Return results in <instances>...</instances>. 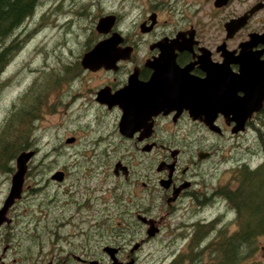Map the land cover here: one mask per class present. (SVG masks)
Instances as JSON below:
<instances>
[{
    "label": "flooded vegetation",
    "instance_id": "flooded-vegetation-1",
    "mask_svg": "<svg viewBox=\"0 0 264 264\" xmlns=\"http://www.w3.org/2000/svg\"><path fill=\"white\" fill-rule=\"evenodd\" d=\"M105 13L115 15L114 25L102 31L95 25L82 54L57 76L54 103L66 112L95 110L114 122L118 156L105 148L102 157L95 149L97 169L105 178L112 174L114 190L128 189V204L122 203L116 216L130 209V223L118 221V234L102 244V238L91 243L89 237L77 244L87 235L82 229L59 232L73 224L74 212L57 221V231L47 232L38 257L28 261L27 253L7 242L0 264H138L137 253L162 232L166 219L190 225L178 248L183 255L175 253L183 264H204L205 257L207 264H222V256L229 264L238 251L247 256L237 264H253L247 261L252 255L248 214L239 213L229 198L236 184L228 194L206 175L212 161L229 149L222 141L248 133L259 119L264 123L263 98L244 129L233 132L237 103L248 109V71L264 73V0H120L119 11ZM114 34L122 51L114 68H84L83 54ZM125 116L124 124L132 128L122 132ZM108 160L114 161L112 169ZM141 216L157 229L154 236H141L149 225ZM236 233L246 238L244 250L230 240ZM100 244L101 255H92Z\"/></svg>",
    "mask_w": 264,
    "mask_h": 264
},
{
    "label": "rangeland",
    "instance_id": "rangeland-1",
    "mask_svg": "<svg viewBox=\"0 0 264 264\" xmlns=\"http://www.w3.org/2000/svg\"><path fill=\"white\" fill-rule=\"evenodd\" d=\"M119 7L120 0H39L32 16L11 39V44L18 49L2 75L7 85L0 93V126L9 115L11 105L29 86L38 90L32 93L39 97V102L32 130L33 146L29 149H34L35 153L28 162L21 198L8 211L7 216L12 222L4 223L3 228L0 226V250L9 242L18 252L27 253L28 261H31L43 252L41 241L47 237V232L55 231L57 221L67 219L74 212L77 214L73 216V224L59 228V232L67 234L82 229L87 235L75 240L77 244L86 237L91 243L102 238L99 242L102 244L118 234V221L125 222L126 226L130 223V209L121 211L120 219L116 214L122 203V206L128 204V189L124 188V194L121 189L114 190L112 174L105 178L97 169L100 157L95 154V149L101 151L102 157L105 148L118 156L114 122L95 110L66 112L54 103L59 73L64 71L66 63L71 64L82 54L100 17L107 15L105 12L119 11ZM33 97L35 95L31 101H34ZM260 120L258 124L248 126V133L222 141L229 149L212 161L206 175L207 182L214 188H233L239 167L243 164L256 167L263 163L264 154L260 150L263 135L260 132L264 131V126ZM71 136L76 141L67 143ZM100 138L106 139L101 142ZM112 162L108 160L106 164L111 166ZM12 167V172H0V207L9 191L15 160ZM56 170L66 174L61 182L51 178ZM186 222L188 220L166 219L162 232L145 242L137 253L138 264H169L171 261L183 264L180 258L183 253L178 248L185 244L184 235L191 230ZM6 235L9 237H3ZM141 236L145 237L146 232L143 231ZM134 240H139V236ZM101 244L96 249L93 247L92 255H101ZM257 244L258 249L247 261L264 264V235L258 238ZM240 249H245L244 243ZM176 252L181 255L175 256ZM206 262L205 257L204 264Z\"/></svg>",
    "mask_w": 264,
    "mask_h": 264
},
{
    "label": "trees",
    "instance_id": "trees-1",
    "mask_svg": "<svg viewBox=\"0 0 264 264\" xmlns=\"http://www.w3.org/2000/svg\"><path fill=\"white\" fill-rule=\"evenodd\" d=\"M38 2L39 0H0V93L7 85V80L1 79L4 69L18 49L15 44H11V39L13 35H17L26 19L32 16ZM32 87L33 85L29 86L23 96L18 97V101L11 105L9 115L0 126V172H12L16 156L33 146L32 130L37 119L39 97L32 93L38 91ZM32 95H35L34 101H31ZM262 125L264 126L263 122ZM260 134L263 135L260 150L264 154V131L261 130ZM236 175V187L229 198L236 201L239 213L248 214L249 256L258 249L257 240L264 235V161L256 167L244 164L237 169ZM224 191L228 194L230 192L228 188ZM238 233L230 239L236 243L237 248L246 239L244 234ZM246 256L245 252L238 251L235 259L228 263L237 264ZM221 263L223 264V256Z\"/></svg>",
    "mask_w": 264,
    "mask_h": 264
},
{
    "label": "water",
    "instance_id": "water-1",
    "mask_svg": "<svg viewBox=\"0 0 264 264\" xmlns=\"http://www.w3.org/2000/svg\"><path fill=\"white\" fill-rule=\"evenodd\" d=\"M115 23V15H104L100 17L97 21L96 29L98 31H102L103 29H110ZM118 35L114 34L108 39L102 40L96 43L90 50L86 51L81 57V65L84 68L95 70L101 66L105 68L113 67L115 60L120 57L122 51L117 49L115 46L118 44ZM114 68V67H113ZM117 92L115 95H118ZM184 94V93H183ZM184 96H192L189 93L184 94ZM264 98V73H250L248 71V109L243 110L240 108L239 103L243 101H239L237 103V108L235 109V113L237 114V125L234 127L233 132H239L244 129V121L245 119L251 116L254 111H257L262 103V99ZM190 101V100H189ZM117 102V99L115 100ZM187 104V103H186ZM185 104V105H186ZM191 104V103H190ZM127 106V105H126ZM193 105V110L196 111ZM127 108V107H126ZM136 110V107L133 106ZM127 117H123L120 121L119 128L122 132L125 131V128H132L130 126H126L124 124ZM217 130V127H214ZM73 138H67L66 142L71 143ZM34 150H24L21 151L15 158V171L11 176V184L9 187V191L7 196L5 197L1 207H0V225L3 223H10L11 219L7 216L9 209L16 202V200L21 198L23 183L25 179V175L28 169V162L34 155ZM119 165H116V169ZM52 179L61 182L64 178V172L57 170L52 176ZM141 220L147 222L149 225L146 229L147 237H152L157 232V229L152 226L151 220H148L145 217H139ZM107 249V248H106ZM90 264H97L96 261L90 262Z\"/></svg>",
    "mask_w": 264,
    "mask_h": 264
},
{
    "label": "bare ground",
    "instance_id": "bare-ground-1",
    "mask_svg": "<svg viewBox=\"0 0 264 264\" xmlns=\"http://www.w3.org/2000/svg\"><path fill=\"white\" fill-rule=\"evenodd\" d=\"M27 21V20H26ZM26 23V22H25ZM28 23V22H27ZM2 79V78H1ZM33 91V90H32ZM27 97V96H26ZM34 150V149H33ZM35 152V151H34ZM32 161V160H31ZM54 215V214H53ZM37 220V219H36ZM27 222V221H26ZM25 222V223H26ZM43 222V221H42ZM53 222V221H52ZM41 223V222H40ZM37 224V223H36ZM44 224H46V223H44ZM51 226V225H50ZM34 227V226H33ZM28 228V227H27ZM51 230V229H50ZM17 233V232H16ZM5 235V234H4ZM14 235H15V233H14ZM3 237H9L8 235H6V236H3ZM2 238V237H1ZM42 239V238H41ZM9 240V239H8ZM4 242V241H3ZM37 252V251H36ZM25 255V254H24ZM27 255V254H26ZM25 255V256H26Z\"/></svg>",
    "mask_w": 264,
    "mask_h": 264
}]
</instances>
